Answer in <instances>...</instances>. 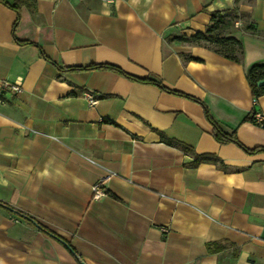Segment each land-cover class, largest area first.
Segmentation results:
<instances>
[{
    "label": "crops",
    "instance_id": "1",
    "mask_svg": "<svg viewBox=\"0 0 264 264\" xmlns=\"http://www.w3.org/2000/svg\"><path fill=\"white\" fill-rule=\"evenodd\" d=\"M3 1L19 21L12 34L0 4V84L22 92L0 87V264H264V130L246 120L264 115L246 78L264 64V0ZM232 9L238 62L167 40ZM99 64L197 101L59 70ZM202 105L243 148L215 141Z\"/></svg>",
    "mask_w": 264,
    "mask_h": 264
},
{
    "label": "trees",
    "instance_id": "2",
    "mask_svg": "<svg viewBox=\"0 0 264 264\" xmlns=\"http://www.w3.org/2000/svg\"><path fill=\"white\" fill-rule=\"evenodd\" d=\"M240 0H236V3ZM249 2L252 0H248ZM0 4L4 5L5 7L13 10L16 13V19L12 27V34H14V30L16 29V26L19 21V1L13 3V4H7L3 0H0ZM241 19L240 15H237L236 9L232 10H223V11H214L210 14V21L209 25L207 26L206 30L203 33H196L193 36L187 37V36H168L167 40L169 42H180V43H186L189 45H203L208 47L209 49L213 50L215 53L229 59L235 62L239 61V57L241 55V43L233 38H228L226 35L229 33L231 28L234 26V23ZM242 30L244 32H248L250 34H255V28L251 24H244ZM15 39V38H14ZM15 41L19 44H32L30 42H21L15 39ZM61 71H68V72H83V71H93V70H107L112 71L117 74H120L124 76L125 78L139 82L142 84H149L154 85L162 89L163 91L176 95L185 97L188 99H191L193 101H197L191 97H188L187 95H184L182 93L168 90L165 87L161 85V82L159 80L153 79L151 77L147 79H139L132 77L125 72H123L121 69L114 65L110 64H99V65H90L84 68L80 67H69V68H60ZM246 78L249 83L252 96L256 99L260 95L264 94V86L258 87L256 85L257 81L264 79V64L263 65H256L251 67L247 73ZM203 106V105H202ZM204 115L207 118V120L211 123L213 126V138L215 141H217L219 144H228V143H234L238 145L239 147L243 148L239 142L237 141V138L234 134H226L217 126V124L213 121V119L210 117L207 109L205 106H203ZM247 121L253 122V115H249L246 118ZM182 150L191 152L187 147L182 145H177ZM246 150V149H244ZM257 150H252L249 152H256ZM208 158L204 156H195L194 159V165H197L203 161H206Z\"/></svg>",
    "mask_w": 264,
    "mask_h": 264
},
{
    "label": "built area",
    "instance_id": "3",
    "mask_svg": "<svg viewBox=\"0 0 264 264\" xmlns=\"http://www.w3.org/2000/svg\"><path fill=\"white\" fill-rule=\"evenodd\" d=\"M101 2L107 5H111L115 2V0H101ZM21 81L22 80L19 78L13 83L3 82L0 84V87L2 89L8 90L13 95H18L22 92ZM84 97L87 100L88 105L92 106L96 103L95 99L91 95L85 94ZM253 123L259 128L264 130V115L255 113L253 115ZM111 176H112L111 174L104 175L92 186L91 193H92L93 199H99L105 195V191L102 186L104 182L107 181Z\"/></svg>",
    "mask_w": 264,
    "mask_h": 264
},
{
    "label": "water",
    "instance_id": "4",
    "mask_svg": "<svg viewBox=\"0 0 264 264\" xmlns=\"http://www.w3.org/2000/svg\"><path fill=\"white\" fill-rule=\"evenodd\" d=\"M256 85L258 87L264 86V79H261V80L257 81Z\"/></svg>",
    "mask_w": 264,
    "mask_h": 264
}]
</instances>
